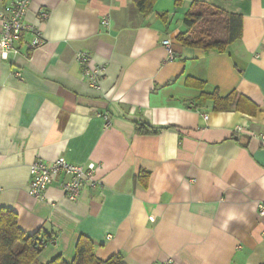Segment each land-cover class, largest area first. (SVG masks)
Listing matches in <instances>:
<instances>
[{"label":"crops","instance_id":"0c3cea01","mask_svg":"<svg viewBox=\"0 0 264 264\" xmlns=\"http://www.w3.org/2000/svg\"><path fill=\"white\" fill-rule=\"evenodd\" d=\"M29 1L26 21L41 37L24 33L0 60V209L26 235L54 238L38 262L71 263L84 236L102 261L264 264V148L251 136L264 134V0H155L147 16L132 0ZM194 3L240 16V39L222 51L183 46L178 35L208 29L186 27ZM211 30L226 39L223 26ZM78 52L104 69L95 88ZM213 93L256 111L216 112L205 97ZM136 124L162 130L140 135ZM57 158L94 164L97 187L75 202L56 184L43 201L30 197V164Z\"/></svg>","mask_w":264,"mask_h":264},{"label":"trees","instance_id":"16d2710c","mask_svg":"<svg viewBox=\"0 0 264 264\" xmlns=\"http://www.w3.org/2000/svg\"><path fill=\"white\" fill-rule=\"evenodd\" d=\"M136 9L143 16H147L155 3V0H132ZM183 0H174L176 7L182 4ZM205 8L204 12H194L197 7ZM184 23L188 29L196 24L206 25L208 29L200 30L196 35L186 37L185 34L178 35V41L185 47L198 48L203 50L216 49L224 50L241 37L242 19L237 15H228L217 9L207 7L204 4L194 3L187 12ZM214 25L223 26L226 34L225 40H220L212 34L211 27ZM187 85L202 89V82L188 79ZM213 103V110L216 112H227L233 109L254 114L256 106L244 97L235 101V95L231 94L221 98L217 93L205 95ZM162 128H154L145 124H136L135 132L140 135H156ZM54 241L52 237H46L37 232L33 235H26L17 225V216L9 209H0V264H40L38 261L44 247ZM42 242V244H41ZM38 262V263H37ZM46 264H126L121 255H114L102 261L95 257L93 242L87 237H80L75 256L71 263H66L58 257Z\"/></svg>","mask_w":264,"mask_h":264},{"label":"built area","instance_id":"2783aa9c","mask_svg":"<svg viewBox=\"0 0 264 264\" xmlns=\"http://www.w3.org/2000/svg\"><path fill=\"white\" fill-rule=\"evenodd\" d=\"M29 5V0H15L9 5L0 7V60L5 61L11 53L16 54L14 43L24 33H32L36 37H41L40 30L26 21ZM101 25L103 28H108V17L102 18ZM37 44L38 41L34 42L33 46ZM162 45L166 51V60L173 61L172 43L165 40ZM75 61L82 67L87 85L95 88L103 76L104 69L101 66L92 65L91 57L85 52H78L75 55ZM15 76L22 80L19 74H15ZM97 116L103 119L105 128L110 126L106 114H97ZM251 136L252 139H258L264 148V134ZM95 171L94 164H89L86 167L76 166L63 158H57L51 162L35 160L29 166L28 195L37 201H43L47 189L56 184L66 200L75 202L80 198L84 188L97 187L98 182L94 178ZM257 213L260 217L264 216V200L258 203ZM110 238L108 237V239Z\"/></svg>","mask_w":264,"mask_h":264},{"label":"rangeland","instance_id":"374dc122","mask_svg":"<svg viewBox=\"0 0 264 264\" xmlns=\"http://www.w3.org/2000/svg\"><path fill=\"white\" fill-rule=\"evenodd\" d=\"M38 263V262H37Z\"/></svg>","mask_w":264,"mask_h":264}]
</instances>
